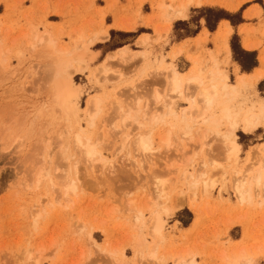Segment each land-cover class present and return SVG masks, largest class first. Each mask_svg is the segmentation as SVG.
Here are the masks:
<instances>
[{
    "label": "rangeland",
    "instance_id": "rangeland-1",
    "mask_svg": "<svg viewBox=\"0 0 264 264\" xmlns=\"http://www.w3.org/2000/svg\"><path fill=\"white\" fill-rule=\"evenodd\" d=\"M125 1L123 10L134 17L135 25H153L152 19L146 22L141 16L142 9L144 13L150 11L148 3L152 0ZM161 1L169 5L158 6L159 11L166 10L162 16L166 27L158 31L157 38H166L172 24L169 44L194 37L198 26L205 27L202 9L242 16L249 6L245 4L232 13L231 8L238 7L241 0L237 4L235 0H220L225 7L191 9L186 21L170 22L168 15L186 0ZM253 3L263 9L262 13L251 12L259 25H250L243 33L258 40L259 47L264 42V5L261 0ZM117 4L118 0L111 3L108 11L116 10ZM79 9L96 11L93 0H0V39L12 51L0 65V264H180L190 259L197 264H244L246 260L264 264V193L255 187L259 175L264 180V125L251 134L237 130L235 141L241 147L237 155H230L222 138L228 124L221 119V110H213L209 123H188L189 136H184L181 116L195 98L191 89L188 97L174 103L176 119L168 125L150 127L154 115L166 112L162 106L170 70L178 71L183 79L193 66L206 73L214 70L228 74V62L220 61L228 52L223 44L228 32L222 35L223 42L218 37L221 45L216 53L205 48L206 37L187 49L170 52L167 47L170 53L156 54L147 51L148 46L144 59L133 44L139 35L150 33L149 29L107 33L97 22L81 32L67 22L55 24L59 16L67 19ZM104 12L98 9L96 16ZM45 31L68 48L74 47L77 37L98 39L90 46L95 60L74 76L75 83L84 87L74 122L56 107L50 59L37 44L32 48L34 36ZM120 49L137 55L121 61L116 58ZM179 50L181 53L174 56ZM18 52L21 56L16 55ZM111 57V72L104 78L99 70ZM193 59L196 63L192 65ZM237 74L228 79L242 95L234 104L235 110L259 108L264 103V81L257 85L247 81L241 87ZM96 77H100L101 85L93 81ZM96 95L103 103L91 126L87 103ZM158 96L162 97L159 101ZM128 114L137 122L129 119L124 125ZM150 130L155 134L153 152L144 154L139 140ZM168 131H172L170 146L164 147L159 141ZM77 132L90 139L106 159L105 164L86 160L74 143ZM48 151L51 159L46 168L53 181L46 180L43 189L37 190L36 180ZM74 165L78 191L66 198L63 176ZM202 174L207 186L200 182L190 187L189 179ZM244 176L252 184L251 199L241 203L235 187ZM159 181L166 184L161 195L156 193ZM181 203L182 208L173 215L162 214L166 221L163 234L153 238L151 213ZM141 213L142 220L137 222Z\"/></svg>",
    "mask_w": 264,
    "mask_h": 264
},
{
    "label": "bare ground",
    "instance_id": "bare-ground-1",
    "mask_svg": "<svg viewBox=\"0 0 264 264\" xmlns=\"http://www.w3.org/2000/svg\"><path fill=\"white\" fill-rule=\"evenodd\" d=\"M195 4L196 6H201V1L187 0L184 3H181L177 8L173 9V12L168 15L170 22H174L175 20H187V11L188 8ZM232 10L237 9V7H232ZM247 17L252 18L254 15L248 14ZM224 36V34H223ZM227 35L225 36V39ZM35 44L32 45V48L40 46L42 50H44L50 59L48 62V70L53 74L51 75L52 81V91L54 94V100L56 103V107L59 112L69 117L72 122L75 121L76 113L79 109V102L83 96V88L82 86L75 83L74 76L76 74L83 73L87 69V63H91L95 60L96 54H94L90 50V46L94 44L98 39H89L84 40L81 37H77L73 39L74 47L68 48L63 47L58 44V42L53 38L49 31H45L42 35L34 36ZM148 38L143 41V44H147ZM36 44L38 46H36ZM142 45V44H141ZM247 46V45H246ZM11 49L6 48L3 41L0 39V65L6 62L7 56L11 54ZM180 50L174 53V56H178L180 54ZM17 56H21V53H17ZM137 54L129 52L127 49H120L116 52V58L121 61H128L132 59ZM139 55L142 58H147V52L143 51ZM45 57V58H47ZM114 57L108 58L107 62L101 66L99 70V75L106 78L110 72V63ZM196 63V60H191V64ZM48 71V72H49ZM53 76V78H52ZM261 74H258L256 77H240L239 85L244 87L247 81H257L261 79ZM228 74H221L217 71L211 70L206 73L201 68H194L185 75L184 79L181 78V74L175 69L170 70L167 76V88L168 94L165 98V102L162 106L166 112L161 115H154L150 120V127H155L159 125H168L171 119H176L177 115L173 110V105L178 99H183L188 97L191 89L194 90L191 97L195 96L192 101V105L188 109L182 110V122H184L185 130L183 132L184 136H189L190 126L188 123L192 122H203L209 123L211 122V116L213 110H221V119L226 121L228 124V128L225 134L222 135L223 140L225 141L230 155H237L241 147L235 141L237 138L236 132L238 129H241L245 134H251L254 131L260 129L264 125V103L258 108L257 106H251L247 108V110H240L237 112L235 110L234 104L241 98V92L235 85L228 84ZM222 81V84L216 83V81ZM92 81V80H90ZM93 81L99 85L100 77H96ZM162 97L158 96L157 101H159ZM189 100V99H187ZM244 101V100H243ZM103 100L99 96H91L87 103L86 113L88 115L89 120L91 121V126L94 125V120L96 116L101 111ZM117 102L116 104H119ZM242 108V107H241ZM240 109V108H239ZM195 112L198 113V117L194 118ZM242 115V116H241ZM241 116V117H240ZM133 119L134 122H137L136 118L129 117V114L123 118V123ZM215 123V122H213ZM140 124V123H139ZM142 125V124H140ZM175 124L172 123L171 127H174ZM172 131H168L165 135L160 137L159 143L164 147L170 146V138ZM129 140V136L125 137L123 140L124 144H127ZM155 141L154 130H150L146 136L140 137L139 140V149L142 153H152L153 146ZM74 143L75 146L79 149V151L85 155L87 161H98L101 163H106V159H104L97 151L96 146L93 145L88 137H83L81 133L77 132L74 135ZM48 146L46 147V150ZM65 154V153H64ZM51 159V152L48 151L42 160V168L38 174L35 189H43V185L46 180H50L52 182V174L46 168L48 161ZM68 165L70 166V159L68 158ZM77 166L74 165V169L67 171V174L63 176V179L66 180V184L64 187L65 197L68 198L70 195L75 196L78 191L77 183L79 182L78 178V170ZM205 175L202 174L199 178L192 180V177L189 179L191 182L189 186H194L200 182L207 186V180L204 179ZM78 181V182H77ZM238 184H236L235 191L238 195V198L241 203L249 202L251 199V189L252 184L247 183L245 180V176L241 179H238ZM54 186V185H53ZM214 186V185H213ZM212 186V187H213ZM255 187L257 189H261V192L264 193V180L259 175L255 179ZM166 184L163 181H159L157 185V195H161L165 192ZM69 200V199H67ZM182 205L178 204L172 209H163L162 212L154 211L151 213L149 218V222L152 223L151 228V236L153 238L161 237L163 234L164 226L166 221L162 218V214L165 216H171L176 211L180 210ZM142 213L139 214L136 221L140 222L142 220ZM152 258H155V255H151ZM180 264H197L193 259L182 261ZM244 264H254L253 261L246 260Z\"/></svg>",
    "mask_w": 264,
    "mask_h": 264
},
{
    "label": "crops",
    "instance_id": "crops-1",
    "mask_svg": "<svg viewBox=\"0 0 264 264\" xmlns=\"http://www.w3.org/2000/svg\"><path fill=\"white\" fill-rule=\"evenodd\" d=\"M101 1V2H100ZM116 0H93V4L96 8V11L98 13V9H104L105 12L103 16L98 17L96 16V11H93L92 13L85 12L83 9H79L76 13L74 14L73 12L69 15L67 19H64L59 16V19L55 24L61 25L65 22L70 23L71 25L75 26L76 28L80 29L81 32L83 30H87L89 25H94L97 22H101V24L104 25V28L107 33L110 31H124V32H135L138 27H143L145 29H149L150 33H143L139 35L134 42V46L139 48L140 50L138 51L139 53L143 52L146 50L148 46L150 48L148 50L154 51L156 54H160L161 52H166L170 53L172 49H177V48H183L185 49L189 48L190 46H193L195 43H197L199 40L205 39L207 37V43L204 45L205 48L210 51V52H217V47L218 45L220 46L221 43L218 40V37L222 40V35L226 32H228L227 35V41L224 44V50L228 49L227 54L224 52L221 57L220 61H227L228 62V69L226 70L228 72L229 78L237 77V72L239 73V78L240 77H256L258 74H261L262 77L260 80L255 81L256 85L259 82L264 81V42L262 45L258 47V40L253 39V37L247 36L246 33H243L244 29H246L248 26L252 25H259L255 21V19L247 17L248 14H251L252 11H261L263 12V9L260 4L253 3L255 0H241L240 4L238 5L237 9L232 10V13L238 12L241 7L245 4H249V6L246 7L242 11V18L244 20V23L237 26L236 28L232 27L229 21H221L217 30L215 32H210L208 29L205 27H202L200 32L191 38H185L182 39L181 41H178L176 43H168L170 40V34L172 31L173 25L171 24L169 26L170 32L166 38H157L158 37V31L161 33L164 28L166 27L163 24L162 21V16L166 14V10H158V6H162L164 4L165 6H168V2H162L161 0H152L149 2V8L150 11L148 13H144L143 9L141 10V16L144 17V21L149 22L151 19L153 20V25L148 26L147 24L143 25H135L134 23V17L130 16V13H126V11L123 10L124 7L127 6V1L125 0H118L119 4H117V9L114 11H108V8L110 7L111 3H115ZM187 1V0H186ZM198 1V0H195ZM220 0H201V6L200 7H225ZM261 4L264 5V0H261ZM91 1L88 2L90 4ZM238 0H235L234 4H237ZM88 4L86 6H88ZM100 4V5H99ZM226 5V9H227ZM199 8L195 4H192L189 8L187 13L191 9H196ZM159 18V19H157ZM186 21V20H185ZM100 24V23H99ZM127 25V26H125ZM237 34L240 39V47L243 51L248 52V53H256V61H257V67H255L251 72L249 73H243L242 67L234 61L233 59V54L232 50L230 48V38L232 37L233 34ZM148 38L149 42L146 45H143V41ZM142 44V45H141ZM169 45V46H168ZM247 45V46H246ZM167 47L170 48V52L167 51ZM128 48V46L124 47ZM223 49V48H222ZM194 49H192L191 52H193ZM174 51V50H173ZM184 56V54L182 55ZM180 56V57H182ZM179 57V58H180Z\"/></svg>",
    "mask_w": 264,
    "mask_h": 264
},
{
    "label": "trees",
    "instance_id": "trees-1",
    "mask_svg": "<svg viewBox=\"0 0 264 264\" xmlns=\"http://www.w3.org/2000/svg\"><path fill=\"white\" fill-rule=\"evenodd\" d=\"M203 14L201 18L205 20V27L212 33L215 32L221 21H229L232 27L236 28L237 26L244 23V20L240 14H230L223 10L205 8L201 10ZM201 30V27L198 26L197 30L193 33L196 36ZM231 50L233 54V59L241 67L243 73L251 72L255 67H257L256 53H248L241 49L240 39L237 34L231 40Z\"/></svg>",
    "mask_w": 264,
    "mask_h": 264
}]
</instances>
